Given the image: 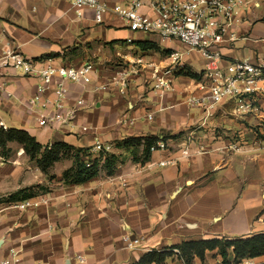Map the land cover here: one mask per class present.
Masks as SVG:
<instances>
[{"label":"crops","instance_id":"1","mask_svg":"<svg viewBox=\"0 0 264 264\" xmlns=\"http://www.w3.org/2000/svg\"><path fill=\"white\" fill-rule=\"evenodd\" d=\"M259 2L260 7L246 11L237 41L219 48V67L264 58V0ZM143 12L150 14L147 7ZM6 41L30 59L51 56L58 65L78 67L91 61L97 66L87 90L70 86L72 98L86 99L80 123L95 131L76 136L39 128L25 108L37 81L22 76L0 78L12 94L10 99L0 96V123L7 130L29 133L44 146L64 142L90 149L93 157L100 153L94 150L100 142L119 160L112 176L102 172L85 184L65 185L62 175L71 160L58 172L54 166L50 178L22 147L10 143V154H0V262L12 250L20 264H133L150 251H172L164 264H207L220 258L216 251L208 252L204 261L186 263L172 248L264 234L261 92L256 94L259 111L253 114H236L232 101L211 110L205 103L190 106L188 98L200 100L209 94L208 61L198 52L154 34L131 32L112 13L97 24L91 10L74 9L63 0H0V50ZM175 51L182 54L184 68L174 72V90L159 96L152 90L154 71H166ZM123 70L129 72L124 95L114 85ZM100 86L107 89L95 90ZM148 114L152 121L144 119ZM128 118L135 122L123 123ZM140 137L157 138L166 150L152 152L143 163L142 146L116 147L122 140ZM234 144L238 150L229 148ZM162 162L166 164L160 166ZM33 186H41L35 195L48 198L47 206L25 212L10 208V195ZM126 232L147 241L128 250ZM253 259L261 262L264 256Z\"/></svg>","mask_w":264,"mask_h":264},{"label":"built area","instance_id":"2","mask_svg":"<svg viewBox=\"0 0 264 264\" xmlns=\"http://www.w3.org/2000/svg\"><path fill=\"white\" fill-rule=\"evenodd\" d=\"M74 9H89L93 12L94 21L102 24L107 14H114L131 32L154 34L162 41H177L190 50L198 52L208 61L205 76L209 83V94L203 99L188 98L190 106L206 104L208 110L214 105L226 101L234 103L236 114H253L259 111L256 94L264 95V58L256 63L236 61L226 68L219 67L222 60L219 48L234 44L238 39L239 29L246 22V11L249 7H260V0H126L125 3L112 4V0H63ZM147 7L149 13H144ZM131 42V40H128ZM182 54L178 51L170 55L171 65L164 71H154L152 90L159 96L174 90L173 77L175 71L184 68ZM55 58L47 57L34 60L26 57L18 47L9 41L0 50V78L22 76L36 79L35 92L25 101V108L34 117L39 128L55 132L82 136L94 132L89 125L81 124L80 118L87 103L83 96L71 97L70 86L74 85L87 90L98 73L97 66L85 62L81 66L56 64ZM40 67V68H39ZM129 72H119L114 82L118 91L125 94L128 89ZM6 80L0 81V96L10 99L12 94L7 88ZM100 86L95 90H106ZM152 121L153 115L145 116ZM134 119H125L123 123L132 125ZM7 130L3 123H0ZM238 150L237 144L230 146ZM97 152H108L109 149L97 142ZM166 145L157 142L150 152L165 151ZM184 156L188 151L184 150ZM166 163H160L164 166ZM123 185L126 186L125 181ZM49 199L45 196L33 197L11 203L9 206L18 212L47 206ZM144 236H135L129 232L123 235L126 249L136 250L146 243ZM16 252L3 259L0 264H20L16 260ZM79 261H84L78 256ZM207 264H264L252 258L240 261L216 259Z\"/></svg>","mask_w":264,"mask_h":264},{"label":"trees","instance_id":"3","mask_svg":"<svg viewBox=\"0 0 264 264\" xmlns=\"http://www.w3.org/2000/svg\"><path fill=\"white\" fill-rule=\"evenodd\" d=\"M187 74L193 78H198L197 75H193L190 72ZM158 141L159 139L157 138L149 137L128 138L118 142L116 147L127 150L134 148L136 150L137 147L142 146V162L144 163L150 158V148ZM10 143H16L22 147L30 161L35 162L38 168L47 176L56 163L65 159L71 160V167L65 170L62 175V181L65 185L85 184L98 177L102 172H105L107 176H112L116 171V164L119 160V156L110 152H100L98 156L93 157L90 149L76 148L64 142L44 146L25 131L0 129V154L3 157H7L10 154ZM37 189L40 190L41 186L20 190L10 195L7 201L14 203L33 198L36 196L35 190ZM172 249H178L180 257L186 263L191 262L195 258L204 261L206 254L213 251H216V254L220 256L219 259L225 261L229 260L231 255L234 261L246 258L253 259L264 256V234L241 240L213 239L185 242ZM171 254L172 251H150L133 264H164Z\"/></svg>","mask_w":264,"mask_h":264},{"label":"rangeland","instance_id":"4","mask_svg":"<svg viewBox=\"0 0 264 264\" xmlns=\"http://www.w3.org/2000/svg\"><path fill=\"white\" fill-rule=\"evenodd\" d=\"M14 145H16V144H14ZM66 160H67V159L62 160V161H60L58 164L54 165L55 167H54L53 171H54V172H58V171H60V169L66 165ZM48 177H50V178L53 177V178H54V175H52L51 172H50L49 175H48Z\"/></svg>","mask_w":264,"mask_h":264}]
</instances>
